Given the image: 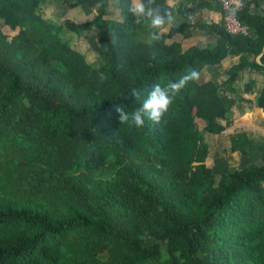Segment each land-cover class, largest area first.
I'll list each match as a JSON object with an SVG mask.
<instances>
[{
  "label": "trees",
  "instance_id": "1",
  "mask_svg": "<svg viewBox=\"0 0 264 264\" xmlns=\"http://www.w3.org/2000/svg\"><path fill=\"white\" fill-rule=\"evenodd\" d=\"M173 2L178 22L153 54L129 0L110 18L104 0H63L100 3L84 21L47 15V0H0V24L13 32L0 25V264H264V155L216 173L205 137L233 125L236 103L264 112V85L254 100L235 88L244 69L264 72V11L246 3L237 17L249 31L231 34L223 21L186 20L220 11L214 0ZM192 27L215 41L183 49L171 39ZM90 29L93 61L72 44ZM230 55L239 62L224 80L189 81L159 123L120 124L116 106L131 113L154 84ZM247 143L235 129L224 151Z\"/></svg>",
  "mask_w": 264,
  "mask_h": 264
},
{
  "label": "crops",
  "instance_id": "2",
  "mask_svg": "<svg viewBox=\"0 0 264 264\" xmlns=\"http://www.w3.org/2000/svg\"><path fill=\"white\" fill-rule=\"evenodd\" d=\"M62 2L63 0H47V8L48 10H50V15L55 14L62 18L66 17L74 21H84L86 19H90L95 14H98L100 9V3H96L93 6L81 5L73 8H68ZM117 2L118 0H104L106 17L110 18L117 15ZM247 7L251 12L262 14L264 11V0H247ZM221 9L222 8L220 7L219 11L210 9L208 7L199 8L193 13L189 12V19L186 17V20L190 21V23H193L197 20L206 21L207 23L222 22L223 11ZM71 15H74V17H72ZM177 22L178 21L174 19L173 24H176ZM169 28L170 26L168 27V29ZM91 31V29L89 31H85L84 36L81 37V39L85 41V34H89ZM171 39L180 41L183 49H187L189 47L204 48L207 45L212 44V42L215 41L216 38L215 36L208 34L205 30H202L198 27H192L188 32L184 34L175 33ZM238 62L239 56H227L219 65L205 67L200 72L197 81L199 83H205L208 81H222L225 79L228 69L231 66L236 65ZM250 84L251 93L245 94V87ZM263 85V71H252L250 69H244L239 73L238 79L235 83L236 94L240 97L254 100L260 94ZM232 113L233 124H239L238 128L236 127L235 129H243L245 131L247 130L248 133V143L245 144L239 151H243V148H247L248 151H264V112L261 109L256 108L255 106L250 109L245 105L236 103V105L232 109ZM246 114H248L247 116L249 118L247 120V116H245Z\"/></svg>",
  "mask_w": 264,
  "mask_h": 264
},
{
  "label": "clouds",
  "instance_id": "3",
  "mask_svg": "<svg viewBox=\"0 0 264 264\" xmlns=\"http://www.w3.org/2000/svg\"><path fill=\"white\" fill-rule=\"evenodd\" d=\"M241 7V0H235V7L232 11L235 12ZM128 11L134 17L135 23L146 26L147 35L144 44L153 49V54H155V45L174 22L176 6L173 0H168L167 5L158 3L157 0H129ZM198 76L199 73L192 70L175 81H168L164 86L159 83L154 84L152 90L143 99L141 106L131 113L125 111L123 105L116 106L115 111L120 124L126 123L139 128L145 124V116L151 121L159 123L177 94L189 81L197 79ZM131 93L136 99H139L140 93L136 88L131 89Z\"/></svg>",
  "mask_w": 264,
  "mask_h": 264
},
{
  "label": "rangeland",
  "instance_id": "4",
  "mask_svg": "<svg viewBox=\"0 0 264 264\" xmlns=\"http://www.w3.org/2000/svg\"><path fill=\"white\" fill-rule=\"evenodd\" d=\"M46 12L47 15H50V10ZM71 16L74 17V15ZM0 25L3 32L8 35H12L13 32L8 27L3 26L2 24ZM72 44L76 46L79 52L85 55L87 61H93L95 50H91L83 39H73ZM194 113L195 111L193 114ZM247 115L248 114L245 116ZM247 119H249L248 116L246 117V120ZM193 123L197 125V128L200 131H202L206 126L205 120L197 116H195ZM238 125V123L235 125L233 124V126L228 128L219 136H209L208 134H205L206 140L210 145L208 164L216 173H220L228 168H243L249 163H255L262 155H264V151H248L247 148H243V151H237L235 153L224 151V149H228L229 147V136L232 135L236 127L238 128Z\"/></svg>",
  "mask_w": 264,
  "mask_h": 264
},
{
  "label": "built area",
  "instance_id": "5",
  "mask_svg": "<svg viewBox=\"0 0 264 264\" xmlns=\"http://www.w3.org/2000/svg\"><path fill=\"white\" fill-rule=\"evenodd\" d=\"M221 5L223 11V21L227 32L231 34H247L249 31L248 25L243 23L238 17L237 12L243 10L247 0H241L242 7L235 12L232 9L235 7V0H214Z\"/></svg>",
  "mask_w": 264,
  "mask_h": 264
},
{
  "label": "water",
  "instance_id": "6",
  "mask_svg": "<svg viewBox=\"0 0 264 264\" xmlns=\"http://www.w3.org/2000/svg\"><path fill=\"white\" fill-rule=\"evenodd\" d=\"M263 54H264V46H263V48H262V50H261V53L256 57V62H257L258 64H261L260 59H261V57L263 56Z\"/></svg>",
  "mask_w": 264,
  "mask_h": 264
}]
</instances>
